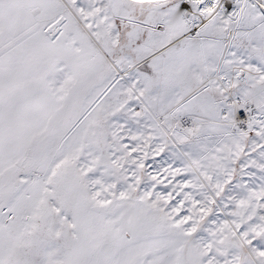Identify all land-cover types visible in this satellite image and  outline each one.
Returning <instances> with one entry per match:
<instances>
[{
  "label": "snow or ice",
  "instance_id": "1",
  "mask_svg": "<svg viewBox=\"0 0 264 264\" xmlns=\"http://www.w3.org/2000/svg\"><path fill=\"white\" fill-rule=\"evenodd\" d=\"M0 264H264V0H0Z\"/></svg>",
  "mask_w": 264,
  "mask_h": 264
}]
</instances>
